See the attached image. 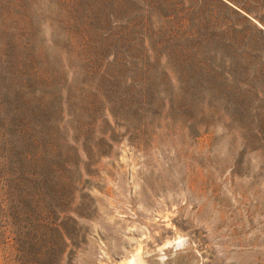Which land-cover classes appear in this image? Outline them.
Returning a JSON list of instances; mask_svg holds the SVG:
<instances>
[{
    "label": "rangeland",
    "instance_id": "rangeland-1",
    "mask_svg": "<svg viewBox=\"0 0 264 264\" xmlns=\"http://www.w3.org/2000/svg\"><path fill=\"white\" fill-rule=\"evenodd\" d=\"M21 1L26 18L11 7L5 21L22 17L31 51L72 95V117L54 116L70 172L13 182L0 154V264H264V0ZM105 32L121 36L124 59L148 60L150 77L142 109L111 115L104 100L94 118L92 96L75 108L82 45L113 47ZM195 32L212 42L197 47ZM214 45H232L230 59Z\"/></svg>",
    "mask_w": 264,
    "mask_h": 264
},
{
    "label": "trees",
    "instance_id": "trees-1",
    "mask_svg": "<svg viewBox=\"0 0 264 264\" xmlns=\"http://www.w3.org/2000/svg\"><path fill=\"white\" fill-rule=\"evenodd\" d=\"M20 1H0L2 5L0 12V42L3 40L1 42L3 48L0 52V116H2L0 117V134L2 137L5 136L3 140L4 147L1 145L0 154L8 163L5 173L9 176L15 173L14 175L17 176L13 177L11 181L16 182L17 178H20L31 183L33 177L38 175L44 179H49L59 176L61 173L65 175L70 172L68 167L70 161L58 152L56 134L58 130L64 129V125L60 119L56 122L54 116L56 114L55 109L59 111L62 109L63 113L67 111V114L71 117L73 111L70 103L72 95L66 87L62 75L52 68L50 61L45 56L41 57L39 52L31 51L33 44L32 39L30 41L29 37L30 29L28 30L26 26L20 25L22 17L21 19L14 18L11 26L5 21L6 18L10 17L9 9L11 7L18 8L19 11H15V14L23 15L26 18V15L22 13L25 3ZM15 32L18 33V37L25 39L24 45L29 47L28 52L24 53L20 49V45L12 43L9 37L6 36L7 33L13 35ZM190 35L198 37L196 40L197 47L200 44L212 42V38L206 33L199 32L196 35L195 32L190 33ZM190 35L188 34L187 37ZM103 36L107 42L114 43L113 47L98 45L94 48L95 45H88L85 42L86 40L83 42L82 46L89 49L88 59L82 65L85 72L84 86L87 85V88L86 90L83 86L80 88L79 103L78 105L75 104V108L78 111L80 102L88 95V97L92 96L95 101V103L90 102L88 104L93 112L90 115L97 114V110H100L103 104L101 101L104 100L111 104V107L107 105L104 108V111L109 112L111 115L118 112L125 113L131 109L135 111L136 108L142 109V100L146 97L142 89L148 82L146 77H150L143 67L146 66L148 60L135 62L124 59L120 47L116 46L121 36L110 32H105ZM93 44H96L95 40H93ZM232 47V45H229L228 48L230 49L225 50L219 45H214L212 50L214 56L218 55L219 61L222 63L224 58L230 59L229 52ZM188 48L190 46L185 51L189 50ZM228 59L225 60V64ZM209 60L204 58L201 63L204 64ZM188 62L189 60L184 59V57L179 61L181 76L178 79L183 92L184 82L189 76ZM201 63L198 64L201 65ZM227 74L230 75L229 73L225 75ZM170 80L174 81L173 79ZM163 90H166V88L163 87ZM154 91L156 92V90ZM157 92L159 93L158 90ZM61 93H63L62 96H60ZM38 96H40V99L43 97V100L53 101V104L50 105L51 110L42 111L41 113L40 108L32 104ZM55 104L56 107L54 108ZM80 108H83V106H80ZM95 117L97 116L94 115ZM99 139L107 145L103 137ZM14 141L20 143V149L14 147ZM7 146L9 149H6ZM48 148L51 155L47 161V159L42 158V153ZM33 150L38 153H33ZM33 165L34 168L31 167Z\"/></svg>",
    "mask_w": 264,
    "mask_h": 264
},
{
    "label": "bare ground",
    "instance_id": "bare-ground-1",
    "mask_svg": "<svg viewBox=\"0 0 264 264\" xmlns=\"http://www.w3.org/2000/svg\"><path fill=\"white\" fill-rule=\"evenodd\" d=\"M140 264H142V263H140Z\"/></svg>",
    "mask_w": 264,
    "mask_h": 264
}]
</instances>
